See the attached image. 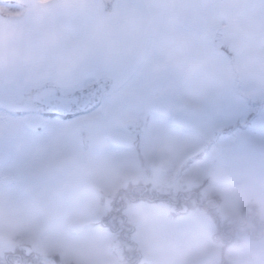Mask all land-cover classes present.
Wrapping results in <instances>:
<instances>
[{"label":"rangeland","instance_id":"374dc122","mask_svg":"<svg viewBox=\"0 0 264 264\" xmlns=\"http://www.w3.org/2000/svg\"><path fill=\"white\" fill-rule=\"evenodd\" d=\"M142 1L113 54L122 0H0V264H264V0Z\"/></svg>","mask_w":264,"mask_h":264},{"label":"water","instance_id":"95a60500","mask_svg":"<svg viewBox=\"0 0 264 264\" xmlns=\"http://www.w3.org/2000/svg\"><path fill=\"white\" fill-rule=\"evenodd\" d=\"M112 82V77H103L85 89L65 95L60 94L59 89L55 86L41 87L34 90L27 100L36 109L53 115H83L96 109L101 104L102 98L110 90ZM126 128L132 134L141 133L139 125L134 120H128ZM82 141L84 148H86L84 134ZM121 252H117L120 260L122 259Z\"/></svg>","mask_w":264,"mask_h":264},{"label":"trees","instance_id":"16d2710c","mask_svg":"<svg viewBox=\"0 0 264 264\" xmlns=\"http://www.w3.org/2000/svg\"><path fill=\"white\" fill-rule=\"evenodd\" d=\"M143 1L142 0H122L121 11L118 17V21L120 24H117L116 30L118 35H122L119 37L122 41H118L115 39L111 40V46L119 47L120 44L123 46H127V48L137 47V45H142L143 40L141 41V32H142V18L141 13L143 14ZM111 30V36L113 37L115 34L112 26L109 27ZM116 32V33H117ZM125 51L121 52V55H118L119 60L123 58L127 59L128 57L125 56Z\"/></svg>","mask_w":264,"mask_h":264},{"label":"flooded vegetation","instance_id":"af4514ba","mask_svg":"<svg viewBox=\"0 0 264 264\" xmlns=\"http://www.w3.org/2000/svg\"><path fill=\"white\" fill-rule=\"evenodd\" d=\"M216 240H218V239H216L215 237H214V241H216ZM216 242H218V241H216ZM122 257V259L121 260H123V259H127L128 260V258H124V256H121ZM118 260H120L119 258H118ZM120 260V261H121Z\"/></svg>","mask_w":264,"mask_h":264}]
</instances>
